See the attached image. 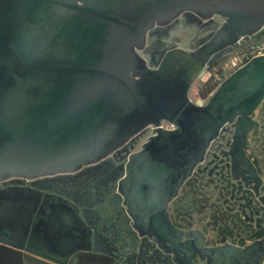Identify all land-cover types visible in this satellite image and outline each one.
<instances>
[{
    "label": "water",
    "instance_id": "water-1",
    "mask_svg": "<svg viewBox=\"0 0 264 264\" xmlns=\"http://www.w3.org/2000/svg\"><path fill=\"white\" fill-rule=\"evenodd\" d=\"M183 15L223 23L150 67L148 33ZM256 36L264 0H0V188L30 187L34 207L54 196L45 225L66 243H16L35 208L19 210L0 219V264H260L264 236L234 243L264 232V56L206 104L190 99L211 61ZM150 128L121 165L114 207L87 210L94 197L52 190L113 163Z\"/></svg>",
    "mask_w": 264,
    "mask_h": 264
},
{
    "label": "flooded vegetation",
    "instance_id": "flooded-vegetation-1",
    "mask_svg": "<svg viewBox=\"0 0 264 264\" xmlns=\"http://www.w3.org/2000/svg\"><path fill=\"white\" fill-rule=\"evenodd\" d=\"M79 4H83L82 2H79ZM181 17V16H180ZM196 20L194 17L189 16ZM160 31L159 29H156ZM162 31V30H161ZM148 36L147 35V44L148 45ZM175 49V48H174ZM144 52V51H141ZM140 52V53H141ZM157 56V55H156ZM149 64V63H148ZM150 66V65H149ZM151 67V66H150ZM154 68V67H153ZM152 134L153 128H151ZM144 135V133L142 134ZM141 135V136H142ZM137 140L133 143H136ZM122 153L116 154L114 157L113 163H107L101 168H97L94 172H91L88 176H84L76 178L73 182L71 179H66L62 181H56V182H50V185L52 186V190L54 192H60L63 194H70L71 196L73 194H78L77 200H82L83 198L85 200V204L90 201V198L94 197V200L97 202L93 207V209H87V210H94L95 208H99L100 212L104 211V207L106 205H110L114 207L116 203H118V198L111 195L110 192H115V184L117 183V180L119 176L121 175V165L124 163L125 159L129 156L128 154V147L124 150H122ZM60 186V187H58ZM6 190H0V219H11L12 217H17V214L19 210H28V208H35L34 212V221L31 223L30 226H28L26 229H22L20 231V236L16 237V243H19L21 245H25L26 242L34 240L35 242H43V243H49V236H50V230L44 231L42 228H49V225L46 226L45 224L50 221V219L53 217L54 207L60 206L59 201L54 198V196L49 195L46 196L42 194L40 196V201L38 205L34 207V205L30 204L31 200L35 197L32 194H30V191L32 189L30 187L24 186L22 188L19 187H8L5 188ZM192 190V187L190 188ZM21 193H24V196H19ZM51 197V198H50ZM56 197V196H55ZM86 199H88L86 201ZM5 201V203H3ZM25 201V202H24ZM4 205H7V211L4 207ZM61 211L64 208H59ZM96 218H99L100 216H95ZM125 217V216H124ZM130 224L131 222H127V224ZM45 225V226H44Z\"/></svg>",
    "mask_w": 264,
    "mask_h": 264
},
{
    "label": "rangeland",
    "instance_id": "rangeland-1",
    "mask_svg": "<svg viewBox=\"0 0 264 264\" xmlns=\"http://www.w3.org/2000/svg\"><path fill=\"white\" fill-rule=\"evenodd\" d=\"M222 23L223 20L219 17H214V21L209 24H204L199 23L189 16L183 15L167 30H156L154 33H149L147 52H141V54L151 67H155L156 55L174 48H181L189 51L194 50L205 37L213 34ZM261 39L264 38L261 36L251 38L249 41L244 42L225 55H221L211 61L206 68V73L203 78L197 80L193 84L190 91V99L193 102H197L206 99L209 95L211 96L224 79L233 73L235 58L241 55V52L244 51L246 47L255 42H260ZM151 134V128L146 130L144 135H142L136 143H132L128 146V154L130 155L139 151ZM122 152L123 151H120L119 153ZM19 186L20 188L24 187L20 184H10L7 188ZM0 190L6 189L5 187H1Z\"/></svg>",
    "mask_w": 264,
    "mask_h": 264
},
{
    "label": "built area",
    "instance_id": "built-area-1",
    "mask_svg": "<svg viewBox=\"0 0 264 264\" xmlns=\"http://www.w3.org/2000/svg\"><path fill=\"white\" fill-rule=\"evenodd\" d=\"M260 56H264V39H261L260 42H255L254 44L246 47L245 50L241 52V55L235 58V61L233 63V72L247 65L252 59ZM209 98L210 95L206 99L197 101L196 103L200 102L202 105H204ZM162 127L166 130L173 129V126L168 123H163ZM260 264H264V258L262 259Z\"/></svg>",
    "mask_w": 264,
    "mask_h": 264
},
{
    "label": "crops",
    "instance_id": "crops-1",
    "mask_svg": "<svg viewBox=\"0 0 264 264\" xmlns=\"http://www.w3.org/2000/svg\"><path fill=\"white\" fill-rule=\"evenodd\" d=\"M58 227V226H57ZM56 226L55 227H50V228H42L44 231H48V230H50L51 232H50V236H51V233H54V235H55V238L51 241V240H49V243L47 244V243H43V242H35L34 240H31L30 241V245L32 246V247H35V248H37V249H43V250H46V251H51V252H53L52 251V246H55V245H57V244H59V243H61V245H65L66 243H64V240H60L59 239V237H60V235H58L57 233V231H59L58 229L56 230V228H57ZM215 228H217V227H215ZM262 232V231H261ZM261 232H257L252 238H243L242 239V241H239L238 243H234V244H240V245H246V244H250L251 242H253V241H255V240H257L258 238H259V233H261ZM264 233V232H263ZM70 237V235L68 234L67 235V239ZM69 240V239H68ZM38 260H40V259H38ZM79 264H86V262H85V260L84 259H82V260H80L79 262H78ZM10 264H17V261L14 259L13 260V262L12 263H10ZM50 264V263H49Z\"/></svg>",
    "mask_w": 264,
    "mask_h": 264
},
{
    "label": "trees",
    "instance_id": "trees-1",
    "mask_svg": "<svg viewBox=\"0 0 264 264\" xmlns=\"http://www.w3.org/2000/svg\"><path fill=\"white\" fill-rule=\"evenodd\" d=\"M259 238H261V237H263L264 236V233L263 232H261V233H259Z\"/></svg>",
    "mask_w": 264,
    "mask_h": 264
}]
</instances>
